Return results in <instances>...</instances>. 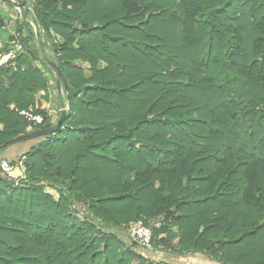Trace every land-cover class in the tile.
<instances>
[{
	"label": "trees",
	"instance_id": "1",
	"mask_svg": "<svg viewBox=\"0 0 264 264\" xmlns=\"http://www.w3.org/2000/svg\"><path fill=\"white\" fill-rule=\"evenodd\" d=\"M23 2L43 53L25 20L2 44L0 13V54L21 46L0 66V148L55 124L49 77L67 117L19 157L26 181L0 170V264H182L128 243L136 222L158 253L264 264V0Z\"/></svg>",
	"mask_w": 264,
	"mask_h": 264
},
{
	"label": "rangeland",
	"instance_id": "2",
	"mask_svg": "<svg viewBox=\"0 0 264 264\" xmlns=\"http://www.w3.org/2000/svg\"><path fill=\"white\" fill-rule=\"evenodd\" d=\"M14 6H11L7 3H5L4 0H0V13H4L7 15L8 19L6 21L7 25L6 28L4 29V31L2 32L3 35V39L1 40L2 44H6L8 43L9 37L10 36H14L17 33V28L20 22H22L23 20L28 21V23H30L31 28L34 32L35 35V40H34V44L36 45V47L39 49V54L42 55V48H41V39H40V29L38 28V25L35 21L34 18V14L32 11V8L30 6V9H27L28 15H26V11L23 10V8L21 9L20 7L16 6V4H13ZM29 33L27 32V30H25L23 37H28ZM17 42L13 43V45H15ZM49 54L52 55L51 51L48 52ZM50 76V74L48 75ZM49 84H50V95H49V99H45L44 97H41V95L43 96L44 94H40L39 95V99L41 100L42 103V108L48 107L47 109L49 110H53L56 109V111L59 113V117L61 115L62 111L60 106V102H61V97H63V90L62 87H58V85H56V83L54 82L52 77H49ZM45 99V100H44ZM63 99V98H62ZM43 101V102H42ZM44 104V105H43ZM44 106V107H43ZM55 123V122H54ZM41 141V139H37V140H33V141H29L27 143H18L15 145H12L11 147H9L6 151H4L2 153V156L0 158V160L6 159L8 161H10L9 156H5V155H9L8 153H10L11 150L9 149H23L24 147H26V145H29L30 147H32L34 144H37ZM54 194L55 199L58 198V193H56L55 191H52ZM153 226H159L160 225V221L157 220L155 222L152 223ZM174 231H176V228H173ZM126 241L128 243H131L133 241H131L130 239L126 238ZM176 243V241L174 242ZM140 250L144 251L146 254H148V256H151V258L155 259V260H165V261H169L172 263H182V264H216L213 262L208 261V258L204 255H196L193 256L192 258H188V259H183L180 258L179 256H177L174 252H162V253H158L156 252V250L152 249V250H146V249H141ZM160 252V251H159Z\"/></svg>",
	"mask_w": 264,
	"mask_h": 264
},
{
	"label": "built area",
	"instance_id": "3",
	"mask_svg": "<svg viewBox=\"0 0 264 264\" xmlns=\"http://www.w3.org/2000/svg\"><path fill=\"white\" fill-rule=\"evenodd\" d=\"M10 1L16 5L21 3V0ZM20 49L21 46L17 44L14 50L1 53L0 66H8L13 60L16 59L17 53ZM47 108L48 107H46L48 117L51 118L52 122L56 123L59 119V113L56 111V109L49 110ZM63 110L67 111V108H63ZM19 114L22 115L27 121L32 123L33 126H39L44 124V116L41 114H36L32 110L21 111L19 112ZM25 162V156L19 158L15 163L3 159L0 160V170L5 177L13 181L16 185H19L27 179V167ZM127 233L133 242L139 244L146 250H152L151 240L153 236V231L150 227L146 226L142 222H136L129 226Z\"/></svg>",
	"mask_w": 264,
	"mask_h": 264
},
{
	"label": "water",
	"instance_id": "4",
	"mask_svg": "<svg viewBox=\"0 0 264 264\" xmlns=\"http://www.w3.org/2000/svg\"><path fill=\"white\" fill-rule=\"evenodd\" d=\"M16 6H18L22 9L25 6H27V3L23 2V3L17 4ZM50 67L53 69L55 75L58 77L59 85L60 86L63 85L66 87V82H65V79L62 75V72H61L59 66L55 62L52 61V62H50ZM66 117H67V111L63 110L58 121L53 126L46 128V129H43V130L34 131L32 133H29L28 135L13 139V140L9 141L8 143L4 144L0 148V150L8 148V147L15 145V144H18V143L33 141V140H36L39 138L48 137L50 135H53V134L57 133L58 131H60Z\"/></svg>",
	"mask_w": 264,
	"mask_h": 264
},
{
	"label": "crops",
	"instance_id": "5",
	"mask_svg": "<svg viewBox=\"0 0 264 264\" xmlns=\"http://www.w3.org/2000/svg\"><path fill=\"white\" fill-rule=\"evenodd\" d=\"M60 108H61V110L63 109L62 107H60ZM29 148H30V146L26 145V147H24L23 149H9V150H11L10 153H8L9 155H5V156H9L6 158H9L10 160L18 159L21 155L26 153Z\"/></svg>",
	"mask_w": 264,
	"mask_h": 264
}]
</instances>
